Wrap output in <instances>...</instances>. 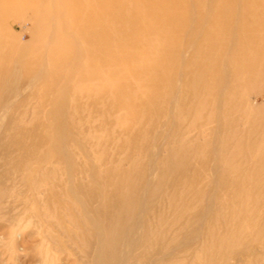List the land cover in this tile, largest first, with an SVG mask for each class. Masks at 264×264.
<instances>
[{"label": "rangeland", "instance_id": "rangeland-1", "mask_svg": "<svg viewBox=\"0 0 264 264\" xmlns=\"http://www.w3.org/2000/svg\"><path fill=\"white\" fill-rule=\"evenodd\" d=\"M85 1L61 0L63 7L60 11L63 20L55 21L56 26L60 24L61 30L55 29L56 32L51 33L55 37L53 42H59L56 52L67 55L74 51L76 46H72L69 37L75 35L72 41H80L82 49L89 51L86 53L88 65L93 63L94 69L99 67L104 70V62L113 59V80L116 78L119 82L118 85L113 84V95L105 93L106 86L101 84L102 95L95 100L83 95L75 96L73 104L65 109L58 107V104L54 105L62 112L65 111L63 116L47 114L55 107L42 105V99L50 96L49 89L42 98L38 97L37 93L29 99L19 97L18 101L14 102L15 106L12 104L15 107L14 114L10 112L4 121L0 122V264H92L84 257L82 236L75 223L70 220L72 215L79 216L82 205L91 204L90 196L99 193L94 179H101L102 183L112 179L113 194L122 182L132 185L144 181L143 183L158 185L157 193L183 196L182 198L186 199L204 196L228 202L234 199H264V78L258 75L260 71L264 73L263 51L256 57L253 55L249 59H236L235 64L232 62L234 65L227 63L224 66L227 73L221 70L220 77L222 82L227 78L229 86L224 89L223 86L219 87L217 83L210 82V94L193 89L195 84L204 80L201 63L194 66L191 61H187V64L179 58L173 60L164 57V46L168 43L187 46L193 39L192 33L203 36L210 30L212 25L205 23L206 19L204 23L203 20L199 21L200 12L204 11L206 14L212 12V8L221 11L226 2L215 4L210 0L211 5H208L206 0L200 3L198 0H185L184 3L178 0H125L123 6L112 3L114 13L111 21L105 11V3L109 0H90L94 10L101 17L96 25L90 14L92 8L86 7ZM212 3L215 4L214 7ZM217 4L223 5L219 7ZM18 9L22 11L20 17L8 22L15 41L32 45L30 43L34 42L37 36L35 34H40L42 38L50 34L51 30L48 29L46 21H43L46 18L45 13L36 14L38 12L34 8H25L22 4ZM129 9L139 10L144 16L146 14L145 20H153L156 30H159L152 28L151 33H148L142 22H131L132 20L128 19L130 17L126 18V21L121 20L119 15L123 16L122 13H127ZM56 11L58 10L54 8V14ZM115 13L119 14L120 20L115 17ZM38 16L42 17L43 22L37 20ZM170 17H175L174 20L171 19L173 22L177 19L185 21L186 18L192 20L187 19L186 23L180 25V31H177L168 28L171 24ZM260 19L263 20L264 17L261 15ZM113 22L119 25L116 30H113ZM107 24L112 31L109 49L107 45L101 46L99 43L87 41L91 29L99 27L100 32L104 33ZM205 25L206 28H203ZM53 26L55 27L54 24ZM249 27L254 29L252 24ZM138 28L143 29L146 37L155 33V37H148L151 40H156L160 33L162 44L153 51L152 55L155 54L157 58L153 63L149 59L154 56H148V64L146 56L138 55L139 50H128L129 44L140 38L136 35L129 37L128 32L135 29L138 31ZM157 32L159 33L156 34ZM174 38L179 39L176 41ZM231 38L223 36L222 40L231 42ZM222 40L220 39V42ZM255 42L251 40L245 47H253L252 43ZM206 45L183 51V57L189 59L195 53L210 57L207 52L208 44ZM124 51L128 53L125 54ZM158 51H161V54ZM94 52L95 55H92ZM96 54L102 58L100 63L97 62L99 58ZM140 55L142 59L139 58ZM132 57L137 59V65ZM139 59L142 66L138 65ZM166 60H169L167 65ZM172 64L174 66H171ZM248 64H255L254 74H244V81L241 80L238 84L234 79L231 80L235 69L239 70V66L243 68ZM139 66L143 67V70ZM160 67H169L172 71L168 82L152 77L154 72L160 71ZM151 70L153 71L149 73ZM88 71L82 74L86 75ZM118 71H121L120 76ZM144 72L146 76L151 74L146 83L141 82V78L145 77ZM126 78L129 83L125 81ZM162 83L165 84L164 89L161 88ZM234 84L237 89H234ZM41 86L43 87V84L39 85ZM72 86L73 83H70L68 90L73 93ZM34 91L36 90L29 88L24 93ZM132 93H136L137 97H133ZM242 93L245 95L240 101ZM131 96L139 98L140 101L135 102L136 99ZM239 101L242 104L244 101L243 105L246 101L255 103L251 121L245 122L243 115L238 118L239 112L233 111L234 105ZM209 116L213 117L210 122ZM62 117L63 123H70V119L73 123H70L71 135L60 145L59 127L63 123L59 119ZM189 126H192L190 130ZM61 146L65 152L60 150ZM68 153L70 156H67L66 160L65 155ZM111 164V177L107 179L106 173L98 172V175L92 178L93 169L97 171L98 168H106ZM83 182L85 186L82 185ZM74 205L77 208H72ZM227 218L232 220L230 215ZM253 244L257 249L250 251L251 253L244 251L245 248L239 253L226 248L224 254L228 264H252L254 254L261 253L260 248ZM120 262L117 259L113 264Z\"/></svg>", "mask_w": 264, "mask_h": 264}, {"label": "bare ground", "instance_id": "bare-ground-1", "mask_svg": "<svg viewBox=\"0 0 264 264\" xmlns=\"http://www.w3.org/2000/svg\"><path fill=\"white\" fill-rule=\"evenodd\" d=\"M124 1L125 0L106 1V8H104L111 21L113 20L112 17L114 13V11H112V5L117 4L118 6H123ZM178 1L184 3L183 1L185 0ZM211 1L215 4L225 1L226 5L224 6V3L221 4L224 8L221 11L212 8V12H206L208 18H206L207 15L204 14V11V13L200 12L199 21L201 22V20H203L204 23L207 20L205 23L209 22L212 25V27L210 26V30H207L203 36H200V34L192 35L193 33H190L193 39L187 46L170 45L167 42L168 40H166V44L168 43V45H163L164 53L166 54V56L163 55L165 59L174 60L175 58H179L182 62L186 61L187 64V61H189V63L191 61V64L194 66L200 63L203 65L202 72L204 74V80L202 83L195 84L193 89L195 91L198 90V92L200 90L202 92L204 91L205 94L210 91V82L214 84L217 83V86H223L224 89L229 86V81L226 80L227 78L222 82V78L220 77V72L226 69L224 66L227 63L230 65V63L233 64L232 62L236 59H249L253 57V55L256 57L262 51L264 53V28L262 27L264 19L259 20L261 15L264 17V3H262L264 0H260L262 2H259V0ZM211 1L206 0V3ZM60 2L61 0H0V122H3L10 112L14 114V106L16 104L14 102H16L19 97L23 96L24 99H29L37 93L38 97L41 96L42 98L48 89L50 96H45L42 99V105H53V107H55L54 105L58 104V107L64 109L66 106L73 104L75 96L82 97L84 95L95 100L102 95L103 85L101 87V84H105L104 86H106L105 93L113 95V84L118 85L119 82L116 78L113 80V59L104 62L106 64L104 70L99 69V67L94 69V67H92L93 63L91 66L88 65L86 53H89V51L82 49L80 41H72L75 35L69 37L72 46H76L74 51L67 55H61L56 52L59 42L58 40L53 42L55 37L51 33L53 32L54 34L56 30H61L60 24L58 23L57 26L55 24V21L62 19L63 16L61 13L63 2H61V4ZM85 2L86 7L92 8L90 10L91 18L94 20L93 23L97 25L101 20L99 13L94 10L90 0H86ZM198 2H204V0H198ZM21 4L25 8H34L38 12L36 14L45 13L46 18L43 21H46L49 27L48 29L51 30L50 34L47 36L44 35L43 38L40 34H35L37 36L34 38L33 43L31 41L30 44L32 45L18 43L14 40V35L9 30L8 22H10L11 19L20 17V12L22 11L18 8ZM179 4L180 3H178V6ZM215 4H213V7ZM142 5L144 6V4ZM208 5L211 4L209 3ZM217 5L219 7L221 6L220 4ZM54 8L58 10L55 14ZM150 9H152V5ZM141 13L142 12L139 10L134 11L129 9L127 13H122L123 16L118 13L114 15L118 20H120L119 16H121V20L126 21V18L130 17L128 19L132 20L131 22H142L149 33L152 28H155V23L153 20L150 22L147 20V23L144 18L146 14L144 16V14ZM156 13H158L157 10ZM154 15L157 16V14ZM196 15L198 17V14ZM39 16L37 20L43 22L41 21L43 15L42 17ZM175 17H170V20H174ZM187 19L188 18H186L185 21H187ZM190 19L191 18L188 20ZM173 20H171V24L168 25V28H173L177 31H180V25H182V23H186L181 19H177L176 22H173ZM111 21L109 24H111ZM115 22H113V30H116L119 26ZM191 22L193 24V21ZM249 23L254 26V29L249 27ZM63 24L66 25L65 23ZM109 24H107V28L103 31L104 33L100 32L98 26V29H91L88 33L89 38H87V41L90 43H99L101 46L107 45L109 49L111 47L110 34L112 32ZM136 24L139 25L138 23ZM163 28L165 27L163 26ZM203 28H206V25L205 27L203 26ZM212 28H215V30ZM121 29L123 30V28ZM156 29L157 28H155V30ZM164 30L167 31V29ZM161 31H163L162 28ZM168 32L166 33L169 34ZM158 33L159 32L156 34ZM199 33H201V31ZM145 34L141 28H138V31L136 29L129 31V37L136 35L140 38L134 39L133 42L127 46L128 50H139L138 55L141 54L142 56H146L147 58L145 57V59L147 60L148 56L150 57L153 51L155 52V48L159 47L162 43L160 33L158 34L159 36H156L160 41H157L158 38H155L156 40L148 38L151 36L155 37V33H153V35H147L148 37H146ZM161 34H163V32ZM166 36L164 37L166 38ZM223 36L227 38L232 37V41L230 39L228 40L231 42L222 40ZM167 39L170 40V38ZM174 39L177 41L179 38ZM220 39L222 40L221 42ZM41 40H43V42ZM162 40H164L165 43V39L162 38ZM251 40L254 42L256 40L258 41L255 42V44L252 43V45H254L253 47H245ZM192 41H195V43ZM206 44H208V56L211 58L207 56L202 57L195 52L189 59L183 57V51H188L191 47H193V49L194 47L200 48L204 45L206 47ZM121 47L123 48L125 46ZM127 53L128 51L125 52V54ZM136 53L134 54L138 56ZM158 53L161 54V51H158ZM92 55H95V52L92 53ZM141 55L139 58L142 59ZM152 56L155 57V54ZM223 56L227 57L223 58ZM96 57H98V54H96ZM152 58H150L149 61L153 63L157 58ZM132 59L135 65H137V59L133 57ZM165 59L163 60L165 61ZM101 60L102 58H99L97 62L100 63ZM168 61L169 60H166V65ZM150 62H148V64ZM161 62L160 63L164 65L163 61ZM155 63L157 62L155 61ZM160 63L158 62L159 65H161ZM139 64L141 65L140 59L138 65ZM173 64L171 66H174ZM163 65H161V67ZM254 65L255 64H248L243 68L239 66L240 69H235V72L231 75V80L234 79L233 81L237 84L241 80V82H243L244 74L248 76L255 73L256 66L254 67ZM171 66L170 68L172 69ZM161 67L159 68L160 71L156 70L157 72H154V76L152 77L168 82V79H170L169 75H171L172 71L168 69L169 67L164 69ZM139 68L143 70V67L139 66ZM85 69L87 71L89 70L86 75L82 74L86 71ZM152 71L153 70L148 72L151 73ZM225 71L227 73V70ZM120 72L118 73L119 76ZM149 73V76L144 75L145 77L141 78L142 83H146L150 80L151 74ZM258 75L264 78V73L261 71ZM125 81L129 83L127 78ZM70 83H73L71 87L74 90L73 93L68 90ZM22 84L25 85L23 86ZM41 84H43V87H39ZM235 85L236 84H234L233 87L237 89V85ZM164 86L165 84L161 88ZM29 88L36 91L25 94L24 91L29 90ZM212 88L215 89V87ZM193 89L192 91L194 92ZM216 90H218L217 87ZM131 95L137 97L136 93H132ZM241 95L240 101L243 100V95H245V93ZM132 96L131 98H133ZM236 97L235 95V98ZM133 99H136L135 102L140 101L139 98ZM240 101L234 105L233 111L236 110V112H239L240 115L238 118L243 115L245 122H249L253 115L252 112L255 110L253 106L255 103L253 102V104L252 102L246 101L245 105H243L244 101L243 104L242 102L240 103ZM13 103L14 106H12ZM57 106L49 110L47 114L63 116L65 111L62 112L61 109H57ZM226 112H229V110H226ZM212 118V116L208 117L209 122L213 120ZM63 119L62 117V119L59 120L63 123ZM72 121L73 120L70 119V123H73ZM70 123H63V125L59 127L60 145H63L67 136L71 135ZM207 124H204V126ZM191 125L194 126V124ZM204 126L202 125V127ZM191 128L192 126H189L188 130ZM111 138L113 139V128ZM60 150L65 152L63 146H61ZM65 156L67 160V156H70V153ZM98 172L106 173V178L111 177V175H113V164L106 168L100 167L97 171L93 169L91 171L93 179L95 178L93 176H97ZM143 182L144 181L132 183V185L128 182L118 183L120 188L113 194L112 179H108L104 181V183L101 182V179H94V183H96L97 188H99V193L95 196H90L91 204L88 205L86 203V205H82V208L79 210V216L75 217L72 215L70 220L72 221L71 223L74 222L76 225L74 226L79 229L83 240L82 253L92 264H113L117 259L121 261L120 264H228L224 254L226 248L232 249L233 252L237 251L238 253L244 248V251L252 252L257 249L254 248L253 243L260 248L261 253L256 252L251 263L264 264V199H234L230 200L231 202L205 196L186 199L182 198L183 196L162 195L157 193L159 191L158 185L154 186L150 183ZM82 185L85 186V183L83 182ZM72 208H77V206L74 205ZM228 215L231 216V221L227 218ZM78 234L79 233H77V235ZM234 245L235 247H233Z\"/></svg>", "mask_w": 264, "mask_h": 264}]
</instances>
